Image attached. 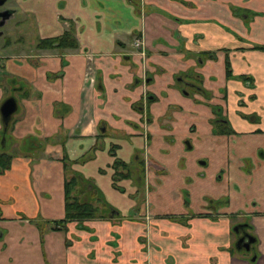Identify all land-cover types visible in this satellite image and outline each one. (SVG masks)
Returning a JSON list of instances; mask_svg holds the SVG:
<instances>
[{
	"label": "crops",
	"instance_id": "0c3cea01",
	"mask_svg": "<svg viewBox=\"0 0 264 264\" xmlns=\"http://www.w3.org/2000/svg\"><path fill=\"white\" fill-rule=\"evenodd\" d=\"M10 4L0 264H264V0ZM69 28L74 49L36 48ZM186 74L206 95L182 93ZM116 160L128 194L112 186ZM73 174L112 217L52 230ZM238 224L253 250L234 248Z\"/></svg>",
	"mask_w": 264,
	"mask_h": 264
},
{
	"label": "trees",
	"instance_id": "16d2710c",
	"mask_svg": "<svg viewBox=\"0 0 264 264\" xmlns=\"http://www.w3.org/2000/svg\"><path fill=\"white\" fill-rule=\"evenodd\" d=\"M76 47V40L73 36L71 28L63 32L61 36L55 38L42 39L36 44L37 49H74ZM255 49H264L261 46H255ZM226 73H229V69L226 66ZM184 80H181L183 92L186 91V94H189V91H198L203 95L206 93L195 85L194 78L189 76V74L184 75ZM192 80V82L190 80ZM8 128H6V131ZM6 131H0V136L3 138L4 142L6 140ZM228 134V133H227ZM0 138V139H1ZM3 142V143H4ZM11 156L0 152V173L8 169L10 164ZM142 167V166H141ZM113 175H112V186L116 189L114 180L119 177H129L130 169L128 165L120 162L118 160L114 161L112 164ZM84 180L78 175L73 174L64 181V219L60 221H54L51 223L52 230H65V224L70 221H82L92 218H107L109 217L112 210L108 207L106 203L103 202L102 197L99 193H93L95 199V205L89 202L87 197L78 198L79 190L83 186ZM89 197V196H88ZM37 226H40V223L35 222ZM249 228V227H248Z\"/></svg>",
	"mask_w": 264,
	"mask_h": 264
},
{
	"label": "water",
	"instance_id": "95a60500",
	"mask_svg": "<svg viewBox=\"0 0 264 264\" xmlns=\"http://www.w3.org/2000/svg\"><path fill=\"white\" fill-rule=\"evenodd\" d=\"M4 1L5 0H0V6L3 5ZM8 15H9V11H3L0 13V27L3 25L4 20L8 18ZM15 111H16V102L13 97H8L0 103V122L2 126V132L6 131L11 116L14 114ZM113 213L117 214V212H113ZM111 214L109 215V217H112ZM246 227H248L247 224H238L232 228V231L234 232L235 235H237L239 233L238 231L239 228H246ZM254 241L255 238L253 236H251L248 233H244L241 237L236 239V241L234 242V248L239 251L242 246L244 251L248 252L250 250V246L254 243ZM254 260H255V256L253 255L249 259V262H253Z\"/></svg>",
	"mask_w": 264,
	"mask_h": 264
},
{
	"label": "rangeland",
	"instance_id": "374dc122",
	"mask_svg": "<svg viewBox=\"0 0 264 264\" xmlns=\"http://www.w3.org/2000/svg\"><path fill=\"white\" fill-rule=\"evenodd\" d=\"M8 6V4H5V7H7ZM17 19H19V17H17L16 19H11L10 21H8V23L6 24V25H4V26H2V27H0V39H1V41L4 39V36L6 37V35H8L9 33L10 34H13L14 32H11L10 31V27L12 26V24H13V22H15V20H17ZM23 23H25V21H23ZM16 34V33H15ZM23 37L24 38H21V43H22V46L24 47V48H28V47H31V42H32V38H28V37H26L25 35H23ZM8 39H10V40H12L13 38H5V40H8ZM15 39V38H14ZM13 39V40H14ZM186 91H184V94L186 95ZM6 149H3V151H5ZM0 151H2V148L0 147ZM129 168H130V166H129ZM130 174L132 175V170L130 169ZM122 179L121 178H119V177H117L115 180H114V184L116 185V190H118V191H120V192H125V194H128V193H130V191H129V189L128 188H126L125 190H124V188H123V184H122ZM136 188H138V187H136ZM83 192V190L82 189H80L79 190V195H77L78 196V198H81V196H80V194H84V193H82ZM139 192V191H138ZM83 196V195H82ZM141 193L139 192L138 194H136L135 196H134V194H131V198H134L133 200H134V210L135 209H139V207H140V205H141ZM130 198V199H131ZM87 199L89 200V202H91L92 204H96L95 203V199H96V197H93V195H92V193L89 195V197L87 196ZM103 202L104 203H106L107 205H108V203H107V201L106 200H103ZM123 203V202H122ZM124 204V203H123ZM127 204L128 205H132V203H130V202H127ZM108 207L112 210V211H114V209H112L109 205H108ZM120 208V211L121 212H123L124 210H125V208H123V207H121V206H119ZM185 209H187V208H185Z\"/></svg>",
	"mask_w": 264,
	"mask_h": 264
},
{
	"label": "flooded vegetation",
	"instance_id": "af4514ba",
	"mask_svg": "<svg viewBox=\"0 0 264 264\" xmlns=\"http://www.w3.org/2000/svg\"><path fill=\"white\" fill-rule=\"evenodd\" d=\"M5 4H8V6L5 7ZM13 9H14V7L12 6V4H10V0H5L4 3H3V5L0 6V13L3 12V11H9L8 18L4 20L2 26L6 25V24L8 23V21H10L11 18L13 17V15H14V11H13ZM2 26H1V27H2ZM9 34H10V33H9ZM9 34H8V35H9ZM8 35H6V36H8ZM4 37H5V36H4ZM5 42H6L5 38H4L2 41H1V39H0V47H3V46L5 45ZM139 42H140V41H139ZM140 47H141V43H140ZM140 47H139V48H140ZM135 48H137V47H135ZM137 49H138V48H137ZM181 85H182V84H181ZM185 85H187V84L185 83V84L182 85V86H185ZM182 92H183V90H182ZM247 228H248V227H246V228H239V229H238L239 233L236 235V239H238L239 237H241L244 233H248V232H247ZM248 234H249V233H248ZM250 235H251V234H250ZM251 236H252V235H251ZM253 244H254V243H253ZM253 244L250 246V250H251V249L253 250V248H254ZM240 251H244V249H243L242 246H241V248H240ZM253 254H254V253H252V254L250 255L249 259L253 256ZM254 256H255V254H254Z\"/></svg>",
	"mask_w": 264,
	"mask_h": 264
},
{
	"label": "built area",
	"instance_id": "2783aa9c",
	"mask_svg": "<svg viewBox=\"0 0 264 264\" xmlns=\"http://www.w3.org/2000/svg\"><path fill=\"white\" fill-rule=\"evenodd\" d=\"M133 46L139 48L140 47V42L137 39L134 40Z\"/></svg>",
	"mask_w": 264,
	"mask_h": 264
}]
</instances>
